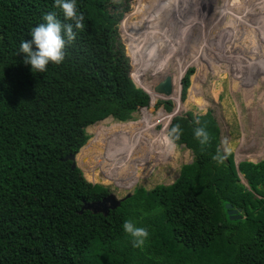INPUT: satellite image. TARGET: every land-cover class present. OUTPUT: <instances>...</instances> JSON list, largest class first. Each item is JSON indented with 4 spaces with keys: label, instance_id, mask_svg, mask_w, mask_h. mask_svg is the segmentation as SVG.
<instances>
[{
    "label": "trees",
    "instance_id": "obj_1",
    "mask_svg": "<svg viewBox=\"0 0 264 264\" xmlns=\"http://www.w3.org/2000/svg\"><path fill=\"white\" fill-rule=\"evenodd\" d=\"M120 1L76 0L83 30L74 29L63 62L39 72L24 63L21 42L46 23V14L71 21L55 0H0V264H264V161L236 168L233 155L219 149L209 113L172 119L169 132L179 124L181 134L171 138L191 152L192 162L171 185L136 189L106 217L80 213L109 195L64 160L88 141L85 128L109 117L122 123L140 109L145 118L154 107L117 50V28L127 12ZM147 9L148 3L142 13ZM142 54L143 68L148 54ZM192 73L178 87L182 100ZM159 103L171 112V102ZM200 127L210 137L203 145L194 135ZM92 143L82 152H91ZM218 152L222 162L213 159ZM226 204L241 219L230 221ZM126 220L147 229L142 247L123 230Z\"/></svg>",
    "mask_w": 264,
    "mask_h": 264
},
{
    "label": "rangeland",
    "instance_id": "obj_2",
    "mask_svg": "<svg viewBox=\"0 0 264 264\" xmlns=\"http://www.w3.org/2000/svg\"><path fill=\"white\" fill-rule=\"evenodd\" d=\"M168 1H120L127 12L117 28V50L129 64L133 84L147 91L154 107L146 110L145 118L140 109L122 123L109 117L88 125V141L76 157L85 179L100 181L116 200L136 189L148 192L169 186L180 168L192 162L191 152L168 137L174 116L209 113L219 129L224 155L232 154L236 164L264 161V0H178L171 9L177 23L163 13L169 9ZM173 22L175 30L168 31L165 25ZM144 51L148 58L142 68ZM176 66L185 70L181 78ZM190 70L182 100L177 87ZM161 76L172 78L169 99L152 93L153 82ZM158 101L171 102V112ZM97 128L112 134H96ZM91 142L93 150L82 152ZM117 142L119 150L112 149Z\"/></svg>",
    "mask_w": 264,
    "mask_h": 264
},
{
    "label": "clouds",
    "instance_id": "obj_3",
    "mask_svg": "<svg viewBox=\"0 0 264 264\" xmlns=\"http://www.w3.org/2000/svg\"><path fill=\"white\" fill-rule=\"evenodd\" d=\"M55 6L62 10L64 18L71 21V23H61L55 13H49L43 17L46 23H41L31 29V39L21 42L20 52L25 56L24 63L30 64L32 71L44 72L49 62L57 65L63 62L66 42L71 43L75 39L76 32L74 29L83 30L84 28V16L82 13H78L76 0H55ZM33 46H35V50H33ZM196 123H199V120ZM180 134L181 129L177 124L168 132V137H174L178 140ZM194 135L201 145L207 143L210 139L208 132L203 127L196 128ZM213 159L222 162L223 157L218 152ZM79 170L81 171V169ZM82 176L88 182L84 175ZM88 183L100 186L91 182ZM100 187L104 188V186ZM122 227L133 238L134 247H142L149 236L146 228L137 227L131 220H126Z\"/></svg>",
    "mask_w": 264,
    "mask_h": 264
},
{
    "label": "water",
    "instance_id": "obj_4",
    "mask_svg": "<svg viewBox=\"0 0 264 264\" xmlns=\"http://www.w3.org/2000/svg\"><path fill=\"white\" fill-rule=\"evenodd\" d=\"M152 91L157 96L159 95V96H162V98L166 97V99H169L168 97L173 93V83H172L171 76H166L163 78L161 76V77L157 78L156 83H155ZM174 117H177V116H174ZM172 119H171V121H172ZM83 147L80 149V151L83 149ZM76 156L77 155H75V156L71 155V156H67L64 159L65 161L69 160L72 162V169L73 168H79L76 164ZM236 166H237V164H236ZM128 197H129V195L125 196L124 199H126ZM124 199L116 200L113 194H109L106 198H103L99 202L84 204V206L81 208L80 213L82 211H89L94 215L95 214H101L103 217H106L110 211L116 210L119 207L121 201H123ZM225 209H226L227 216H228L230 221L241 219V216L239 215L240 211L237 209H234L232 205L226 204Z\"/></svg>",
    "mask_w": 264,
    "mask_h": 264
},
{
    "label": "bare ground",
    "instance_id": "obj_5",
    "mask_svg": "<svg viewBox=\"0 0 264 264\" xmlns=\"http://www.w3.org/2000/svg\"><path fill=\"white\" fill-rule=\"evenodd\" d=\"M176 1V2H175ZM177 1L178 0H169L168 1V7H169V9L167 8V9H165L164 11L165 12H163L165 15L166 14H168V18H169V16H171V18L174 20V22H176V18L174 17V13H173V10H171L173 7H174V4L175 3H177ZM184 1V0H183ZM181 2H182V0H181ZM186 2V1H185ZM190 6H193V4H191V3H189V2H187ZM180 5V4H179ZM186 4H184V6H185ZM176 6H178V5H176ZM181 7V6H180ZM171 10V11H170ZM177 11V10H176ZM173 13V14H172ZM190 15V14H189ZM197 15H198V13H197ZM188 16V15H187ZM181 17H183V16H181ZM180 19V18H179ZM183 19V18H182ZM151 22L152 21H150V23L149 24H151ZM164 22H166V23H168V21L166 20V19H164ZM174 22L172 23V24H170V25H165L166 27H167V29H168V31H170L171 29H173V30H175L174 28H173V26H174ZM177 23V22H176ZM180 23H182V22H180ZM177 29V28H176ZM247 32V31H246ZM175 38V37H174ZM174 38H172V39H174ZM177 67V66H176ZM177 70H176V75H177V78H178V76H180V78H181V76H182V73H183V71H184V69L182 70V68L180 67V69L179 68H176ZM180 78H179V80H180ZM155 83H156V80L153 82V85L151 86L152 87V89L154 88V85H155ZM178 83H179V81H178ZM178 88V87H177ZM178 90H179V88H178ZM152 93L155 95V96H157L153 91H152ZM158 97V96H157ZM157 97H156V99H157ZM153 100V99H152ZM178 100V99H177ZM153 101H155V100H153ZM77 159V158H76Z\"/></svg>",
    "mask_w": 264,
    "mask_h": 264
},
{
    "label": "crops",
    "instance_id": "obj_6",
    "mask_svg": "<svg viewBox=\"0 0 264 264\" xmlns=\"http://www.w3.org/2000/svg\"><path fill=\"white\" fill-rule=\"evenodd\" d=\"M94 184H98V185H100V186H104L100 181H98V182H96V183H94Z\"/></svg>",
    "mask_w": 264,
    "mask_h": 264
},
{
    "label": "flooded vegetation",
    "instance_id": "obj_7",
    "mask_svg": "<svg viewBox=\"0 0 264 264\" xmlns=\"http://www.w3.org/2000/svg\"><path fill=\"white\" fill-rule=\"evenodd\" d=\"M175 68H179V69H180V67H178V66H177V67H175Z\"/></svg>",
    "mask_w": 264,
    "mask_h": 264
}]
</instances>
